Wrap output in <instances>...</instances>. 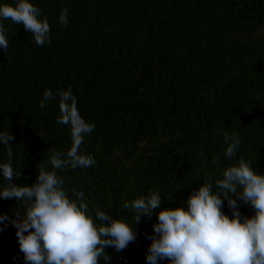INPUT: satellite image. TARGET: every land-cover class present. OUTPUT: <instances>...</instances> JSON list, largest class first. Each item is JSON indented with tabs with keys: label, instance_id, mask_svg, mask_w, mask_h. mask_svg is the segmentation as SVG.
Returning <instances> with one entry per match:
<instances>
[{
	"label": "trees",
	"instance_id": "obj_1",
	"mask_svg": "<svg viewBox=\"0 0 264 264\" xmlns=\"http://www.w3.org/2000/svg\"><path fill=\"white\" fill-rule=\"evenodd\" d=\"M30 2L47 18L51 43L38 47L23 24L8 19L9 46L0 49V132L14 137L0 144V163L11 148L20 173L12 183L31 186L40 168L52 170L53 153L70 150L71 128L57 122L59 96L40 107L45 90L69 87L80 115L95 125L81 145L95 164L57 173L70 198L83 191L90 212L134 224L123 205L153 190L161 208L179 207L235 162L224 155L225 134L239 136L238 156L264 174V0ZM63 8L67 26L59 21ZM237 203L243 216L255 214ZM27 206L0 199V214L17 219ZM160 210L141 218L126 249H105L110 264H146V234H154ZM222 211L231 218L227 201ZM6 224L0 264H25L17 230Z\"/></svg>",
	"mask_w": 264,
	"mask_h": 264
},
{
	"label": "clouds",
	"instance_id": "obj_2",
	"mask_svg": "<svg viewBox=\"0 0 264 264\" xmlns=\"http://www.w3.org/2000/svg\"><path fill=\"white\" fill-rule=\"evenodd\" d=\"M69 12L63 8L59 21L69 23ZM10 19L23 24L32 34L38 47L51 43V29L47 18L30 0H14V4L0 3V49H8L7 28L3 21ZM59 96L60 116L57 122L71 128L70 150L55 152L49 163L52 170L42 167L37 181L31 186L12 183L19 178L12 165L13 153L8 151V162L0 163V177L7 181L0 185V199L15 198L27 203L17 219L0 214V232L6 222L16 231L20 252L25 264H99L102 258L110 264L105 249L123 251L137 238L136 225L142 217H151L154 210L157 223L145 257L146 264H264V174L254 170L252 163L238 156L241 141L238 135L225 134L224 155L235 161L222 172V178L203 181L187 200L177 208H161L159 191L153 190L123 207L134 212V224L119 217L113 219L106 211L90 212L83 191L73 190L76 199L66 191L65 180L57 170L89 168L95 164L92 155L81 152L85 137L95 129L80 115L78 100L69 87L56 94L47 89L40 107ZM14 137L0 132V144L10 145ZM235 197V199H233ZM231 209V218L222 211L224 202ZM237 201L254 210L250 218L238 210Z\"/></svg>",
	"mask_w": 264,
	"mask_h": 264
}]
</instances>
